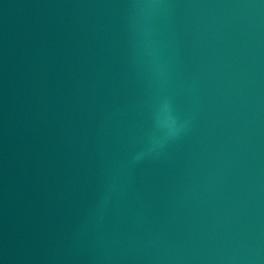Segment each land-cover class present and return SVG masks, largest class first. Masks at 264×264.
<instances>
[{
  "label": "water",
  "instance_id": "95a60500",
  "mask_svg": "<svg viewBox=\"0 0 264 264\" xmlns=\"http://www.w3.org/2000/svg\"><path fill=\"white\" fill-rule=\"evenodd\" d=\"M0 264H264V0H0Z\"/></svg>",
  "mask_w": 264,
  "mask_h": 264
},
{
  "label": "clouds",
  "instance_id": "9594fccd",
  "mask_svg": "<svg viewBox=\"0 0 264 264\" xmlns=\"http://www.w3.org/2000/svg\"><path fill=\"white\" fill-rule=\"evenodd\" d=\"M158 122H161V123H167V119L159 120Z\"/></svg>",
  "mask_w": 264,
  "mask_h": 264
}]
</instances>
